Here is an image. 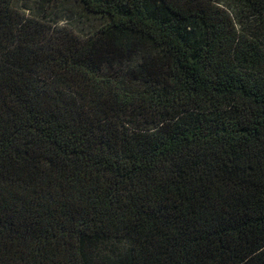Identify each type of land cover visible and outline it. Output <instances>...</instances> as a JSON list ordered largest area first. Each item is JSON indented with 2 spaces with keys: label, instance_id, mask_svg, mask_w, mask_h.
Wrapping results in <instances>:
<instances>
[{
  "label": "trees",
  "instance_id": "1",
  "mask_svg": "<svg viewBox=\"0 0 264 264\" xmlns=\"http://www.w3.org/2000/svg\"><path fill=\"white\" fill-rule=\"evenodd\" d=\"M0 264H264V0H0Z\"/></svg>",
  "mask_w": 264,
  "mask_h": 264
}]
</instances>
